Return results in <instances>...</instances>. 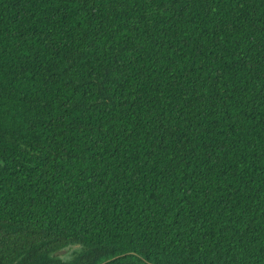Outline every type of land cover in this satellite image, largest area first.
Listing matches in <instances>:
<instances>
[{
  "label": "trees",
  "instance_id": "trees-1",
  "mask_svg": "<svg viewBox=\"0 0 264 264\" xmlns=\"http://www.w3.org/2000/svg\"><path fill=\"white\" fill-rule=\"evenodd\" d=\"M76 242L264 264V0H0V264Z\"/></svg>",
  "mask_w": 264,
  "mask_h": 264
},
{
  "label": "clouds",
  "instance_id": "clouds-1",
  "mask_svg": "<svg viewBox=\"0 0 264 264\" xmlns=\"http://www.w3.org/2000/svg\"><path fill=\"white\" fill-rule=\"evenodd\" d=\"M68 248L66 255L60 257L62 264H71L72 259L74 258V253H79L84 251V245L80 242H76L71 247L65 246Z\"/></svg>",
  "mask_w": 264,
  "mask_h": 264
},
{
  "label": "water",
  "instance_id": "water-1",
  "mask_svg": "<svg viewBox=\"0 0 264 264\" xmlns=\"http://www.w3.org/2000/svg\"><path fill=\"white\" fill-rule=\"evenodd\" d=\"M66 252V250H64V249H62V250H58V251H56L55 253H54V255L55 256H57V255H62V254H64ZM107 261V260H106ZM106 261H104V262H101L100 264H103V263H105Z\"/></svg>",
  "mask_w": 264,
  "mask_h": 264
}]
</instances>
